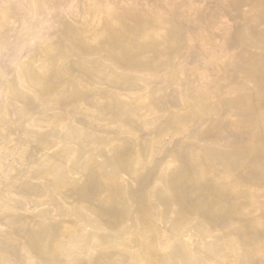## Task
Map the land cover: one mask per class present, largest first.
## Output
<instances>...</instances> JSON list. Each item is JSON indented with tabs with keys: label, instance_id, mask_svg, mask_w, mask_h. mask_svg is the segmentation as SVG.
Listing matches in <instances>:
<instances>
[{
	"label": "rangeland",
	"instance_id": "rangeland-1",
	"mask_svg": "<svg viewBox=\"0 0 264 264\" xmlns=\"http://www.w3.org/2000/svg\"><path fill=\"white\" fill-rule=\"evenodd\" d=\"M0 264H264V0H0Z\"/></svg>",
	"mask_w": 264,
	"mask_h": 264
}]
</instances>
